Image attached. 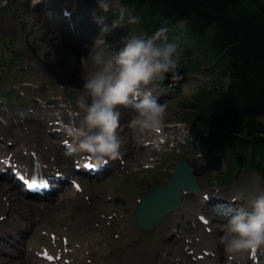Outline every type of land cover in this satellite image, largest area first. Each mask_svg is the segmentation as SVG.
I'll return each mask as SVG.
<instances>
[{
  "label": "clouds",
  "instance_id": "1",
  "mask_svg": "<svg viewBox=\"0 0 264 264\" xmlns=\"http://www.w3.org/2000/svg\"><path fill=\"white\" fill-rule=\"evenodd\" d=\"M38 2L33 0L34 4ZM97 3L105 12L113 8V0ZM137 21L133 18L130 23ZM119 26L117 21L103 26L88 55L81 57L83 87L75 99L82 119L65 127L71 141L69 154L85 153L99 167L121 156L119 109L134 110L129 127L158 132L167 105L153 98L155 84L165 81L169 74L173 82L181 79L178 69L182 51L174 39H169L167 28L161 27L152 35L128 34L117 48L108 44L106 37ZM220 231V243L228 253L264 248V193L239 207Z\"/></svg>",
  "mask_w": 264,
  "mask_h": 264
},
{
  "label": "trees",
  "instance_id": "2",
  "mask_svg": "<svg viewBox=\"0 0 264 264\" xmlns=\"http://www.w3.org/2000/svg\"><path fill=\"white\" fill-rule=\"evenodd\" d=\"M135 1L162 20H188L198 39L219 57L217 96L208 91L211 101L198 98L192 104L227 123L218 131L228 132L226 142L239 160L241 152H248L249 160L264 162V0Z\"/></svg>",
  "mask_w": 264,
  "mask_h": 264
},
{
  "label": "rangeland",
  "instance_id": "3",
  "mask_svg": "<svg viewBox=\"0 0 264 264\" xmlns=\"http://www.w3.org/2000/svg\"><path fill=\"white\" fill-rule=\"evenodd\" d=\"M7 1L9 2L7 5L10 15L19 23L18 27L21 28V32H23L30 45L34 46L35 49H33V51L37 53L35 57L42 59L46 65L54 62V66L60 65L61 68H65V71L71 73L69 80L71 79L73 86L74 83H78L81 87H83V80L81 79L82 68L80 58L74 60L70 57V60L68 59V54L65 55V53H63L61 50L62 46L60 45V40L44 33V26H42L39 17L34 13V11L30 10V6L26 0ZM0 4L4 5L5 0H0ZM30 17H33V19H30ZM82 54L83 53L78 54L79 57ZM75 62L79 63V67H73ZM172 105H175V102H173ZM216 169L218 170L219 167H216ZM158 175L160 176L161 172H159ZM240 175L244 180L240 181L239 184L241 186L235 185V187L237 186V188H242L247 182V187L244 189L245 192H253V188H257L258 190H262L264 188V179H262L257 174L241 173ZM251 184L254 186H250ZM68 210H74L77 217H82V215H84L83 220L91 215V212H93L87 211L88 213L86 212L87 214L85 215V213H83L85 212L84 208L80 205H74V203L69 206ZM46 214L49 215V211H47Z\"/></svg>",
  "mask_w": 264,
  "mask_h": 264
},
{
  "label": "water",
  "instance_id": "4",
  "mask_svg": "<svg viewBox=\"0 0 264 264\" xmlns=\"http://www.w3.org/2000/svg\"><path fill=\"white\" fill-rule=\"evenodd\" d=\"M192 185H190L189 183H186V184H181L180 187L181 188H188ZM154 199L155 197L153 196L152 198H149L146 200V206L145 207H148L150 204L154 203ZM178 197L174 198L173 199V204L171 206H168L166 203L167 202H162V199H159L158 200V207L160 208L159 209V212H157V216H159V214L162 212V213H166L168 211H170L172 208H174L176 205H177V201H178Z\"/></svg>",
  "mask_w": 264,
  "mask_h": 264
},
{
  "label": "bare ground",
  "instance_id": "5",
  "mask_svg": "<svg viewBox=\"0 0 264 264\" xmlns=\"http://www.w3.org/2000/svg\"><path fill=\"white\" fill-rule=\"evenodd\" d=\"M30 19H33V17H30ZM53 64H55V63L52 62V63L49 64V65H53ZM56 69H57V72H60V73H62V74L64 75V78H65V79H67V77H71V73L65 71V70H64L65 68H61L60 65H58V66L56 67ZM69 83L72 84L71 79H70ZM72 85H73V84H72ZM78 89H82L81 86H80L78 83H76V84L74 83V89L72 90V92H73L76 96L78 95V92H79ZM5 190H6V187L2 186V187H1V191H5Z\"/></svg>",
  "mask_w": 264,
  "mask_h": 264
},
{
  "label": "snow or ice",
  "instance_id": "6",
  "mask_svg": "<svg viewBox=\"0 0 264 264\" xmlns=\"http://www.w3.org/2000/svg\"><path fill=\"white\" fill-rule=\"evenodd\" d=\"M205 223H206V221H205Z\"/></svg>",
  "mask_w": 264,
  "mask_h": 264
}]
</instances>
